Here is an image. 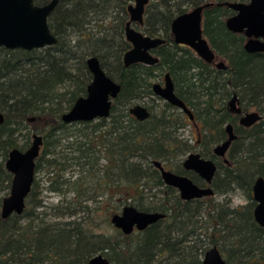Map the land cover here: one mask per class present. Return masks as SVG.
<instances>
[{
    "label": "trees",
    "instance_id": "obj_1",
    "mask_svg": "<svg viewBox=\"0 0 264 264\" xmlns=\"http://www.w3.org/2000/svg\"><path fill=\"white\" fill-rule=\"evenodd\" d=\"M49 1L35 0L40 5ZM132 1L60 0L49 17L56 44L33 50L0 47V111L6 117L0 127V191L12 184L13 174L5 165L10 150H24L30 143L28 138L19 146L16 134L35 117L34 121L43 123L40 131L44 137L36 172H46L50 191L66 192L71 180L65 172L71 167L79 166L89 174L100 171L110 178L114 170V181L117 177L127 181L114 185V197L121 192L119 207L160 211L166 218L137 232L138 236L118 229L114 236L95 234L85 226L86 221L78 219L23 227V217H37L28 206L42 205L35 177L23 214L4 219L0 210V264H88L99 252L112 264H203L202 254L214 245L225 252L226 264H264V226L255 220L253 198L256 178L264 177V53L247 52L245 35L227 28L225 20L234 11L226 5L205 10L204 33L228 63V70H219L189 46L175 43L171 33L173 19L194 6L248 0H150L140 27L148 35L163 36L167 43L155 50L159 64L126 67L123 57L131 44L125 38V25ZM91 56L98 57L106 73L121 84V92L113 100L108 118L67 124L62 115L87 94L92 80L87 64ZM165 72L173 77L177 95L194 109L202 131H207L199 144L204 156H213L212 144L225 138L224 124L234 121L227 106L233 93L239 94L243 109L255 107L263 114V120L251 128L236 127L240 137L228 153L230 165L220 160L213 182L215 194L228 193L234 187L244 189L248 203L232 207L229 201L215 202L213 195L208 196L206 224L199 218L206 197L182 200L173 187L164 184L154 165L155 160L164 163L192 152L194 145L176 134L181 125L192 124L188 116L183 112V116L174 117L170 109L175 106L167 101L159 108L154 102L149 105L151 115L143 121L130 112L138 100L154 99L152 78ZM76 124L83 125L78 128L79 135L63 144V138L72 136L68 128ZM104 158L107 164L99 168L98 162ZM170 167L184 172L181 162ZM188 175L199 180L193 172ZM144 179L167 188L161 204L144 202L140 188ZM3 198L0 196V209ZM74 204L72 208L73 200H67L64 208H54L71 217L81 202ZM202 235L208 239L205 250L201 249L205 243Z\"/></svg>",
    "mask_w": 264,
    "mask_h": 264
},
{
    "label": "water",
    "instance_id": "obj_2",
    "mask_svg": "<svg viewBox=\"0 0 264 264\" xmlns=\"http://www.w3.org/2000/svg\"><path fill=\"white\" fill-rule=\"evenodd\" d=\"M60 0H50L45 4H37L35 0H0V47L8 49L33 50L58 42L53 33L49 17ZM150 0H135L128 6L130 19L126 23L125 36L131 48L124 53L123 63L130 67L137 63L157 65L160 57L153 50L166 44L163 36L146 34L132 23L144 24L146 7ZM215 5H226L234 14L226 18L227 28L235 33H243L247 37L244 49L249 53H264V0L225 1L222 3L209 1L194 6L190 10L177 15L171 23L172 39L177 44L191 47L205 62L214 64L221 70L229 68L228 63L222 59L211 46L204 33L205 10ZM88 68L92 73V80L87 87V94L79 97L72 108L62 115L67 123L88 122L99 118H108L111 114L113 100L121 92V84L110 77L99 58L91 56L87 59ZM154 94L161 97L171 105L180 108L194 121L195 114L188 104L180 98L175 91V84L169 72L165 74L164 85L160 82L153 84ZM238 95L234 94L229 104L234 111L237 109ZM138 120H146L151 111L144 104L138 103L130 108ZM35 117H31L33 121ZM261 119L258 111L245 114L241 124L250 126ZM4 112L0 111V127L5 123ZM229 137L215 147V153L225 156L233 140L238 136L233 125H227ZM44 137L34 133L30 146L22 150L15 147L10 150L6 160V168L13 174L10 194L5 196L1 206V216L6 219L13 214H23L27 207V198L32 191L36 177L37 158L41 154ZM229 162L228 159H225ZM154 165L160 170L163 181L179 190L183 200L203 198L215 194L212 186L217 171V164L210 158H204L199 152H191L184 159L186 169L198 173L209 186H200L188 175L167 169L160 160ZM253 198L256 200L254 217L257 223L264 226V177L259 176L253 185ZM166 213L160 211L140 210L134 205H127L121 213L111 216V223L122 230L126 235L134 229L144 230L148 226L164 218ZM226 259L218 246H211L205 253L203 264H226ZM88 264H111L110 259L102 252L93 255Z\"/></svg>",
    "mask_w": 264,
    "mask_h": 264
},
{
    "label": "rangeland",
    "instance_id": "obj_3",
    "mask_svg": "<svg viewBox=\"0 0 264 264\" xmlns=\"http://www.w3.org/2000/svg\"><path fill=\"white\" fill-rule=\"evenodd\" d=\"M131 3H135V0H133ZM191 9V8H190ZM136 25V24H135ZM163 72V71H162ZM163 76H158L155 78H152V82H162ZM66 88H69V84H66L64 86ZM154 96V95H153ZM229 100V99H228ZM156 103L157 107L163 105L164 100L162 98H158L157 96H154V99L149 100V98H145L142 100H138L136 103H141L146 106L151 105L152 103ZM248 110H256L255 107H249ZM170 113L174 115V117H181L183 116V111L178 108L174 107L170 109ZM186 117L187 115L184 114ZM82 124H76L71 125L67 132L71 133L72 136L69 138H63V144H66L68 142V139L73 140L75 139V136L78 134V128L82 127ZM43 127V123L41 121H28L27 125L25 127H22L16 134L17 142L19 146H23L25 143H27L28 138H30V143L26 147L28 148L33 140L34 133H40L43 134L40 130ZM35 128H39V130H35ZM203 133V131H201ZM205 132V130H204ZM177 136L184 138L188 140L192 145H194L192 151H198L199 148L196 146V139L198 137V133L196 130V127L193 124H185L181 125L176 129ZM25 148V149H26ZM43 150V149H42ZM58 151V149H56ZM188 154L185 155H179L177 158H172L171 161L164 162L165 166L167 168H171L170 165H177L178 163L183 161L185 157ZM107 164V160L100 159L98 162V167L103 168ZM119 171L117 170V173ZM65 177L71 180V183L67 185L66 192H52L48 189V185L50 184V178L46 174V172L40 171L36 172V179L38 181L37 190H39V198L42 200V205L37 208H32L31 205L28 206L29 210H33L35 212V219L33 218H27L23 217L21 219V225L23 227L28 226L30 223L33 224H43L45 223H55L60 221H67L70 219H78V220H84L86 222L85 226L88 227L90 232H93L95 234H104V235H112L117 231V228L111 223V216L114 213H121L123 210V206L118 205V198L121 195V192L115 194L114 197V185L119 184L120 182L122 184H127V181L123 178H120V180L117 179L114 181V170H113V176L110 178L108 176H105L100 171H97L95 174H89V172L82 171L81 167L75 166L71 167L65 172ZM118 180V181H117ZM144 179V181L141 182L140 188L144 190L143 196H144V202L146 204H161L162 201H164L165 196H167V188L163 185L160 186H154L152 180ZM149 182L150 186H146L145 183ZM118 187V186H116ZM117 189V188H116ZM10 189H6L4 191H0V196H7L10 194ZM113 195V196H112ZM213 200L215 202H225L229 201V204L232 207H239L242 205H245L248 203V195L245 192L244 189L240 187H234L233 190L229 191L228 193H216L212 196ZM73 200L72 208H74L76 205L74 202H81V204L76 207L77 213L74 216L69 217L68 215H60L54 208L55 206H59L64 208L66 205V201ZM131 200V199H129ZM132 201V200H131ZM89 206V209L83 208V206ZM204 209L201 213V216L199 217L201 222L203 224H206V220L208 218L207 208H208V198L206 197L204 199ZM115 208H117L116 211ZM1 210V209H0ZM135 236H138V233H135ZM203 237V248L209 246L207 244L208 239L206 235H202ZM224 245H227L223 243ZM211 247V246H210ZM206 248V251L210 248ZM205 250V249H204ZM206 251L202 254L204 257ZM224 255L225 252L222 251Z\"/></svg>",
    "mask_w": 264,
    "mask_h": 264
},
{
    "label": "flooded vegetation",
    "instance_id": "obj_4",
    "mask_svg": "<svg viewBox=\"0 0 264 264\" xmlns=\"http://www.w3.org/2000/svg\"><path fill=\"white\" fill-rule=\"evenodd\" d=\"M128 13H129V11H128ZM129 19H130V13H129ZM128 19V20H129ZM128 20H127V22H128ZM126 22V23H127ZM136 24V25H135ZM132 25L134 26V27H136V28H139V29H141V27L140 26H142L143 24H140V23H137V22H135V23H132ZM125 27H126V25H125ZM142 30V29H141ZM243 34V33H242ZM245 35V34H244ZM246 37V36H245ZM125 38H126V36H125ZM127 40V39H126ZM246 40H247V37H246V39H245V42H246ZM129 42V41H128ZM130 43V42H129ZM181 45H183V44H181ZM187 46V45H186ZM131 48V47H130ZM129 48V49H130ZM191 48V47H190ZM157 49V48H156ZM155 49V50H156ZM155 50H153L154 51V53H155ZM196 53V52H195ZM156 54V53H155ZM214 65V64H213ZM215 66V65H214ZM216 67V66H215ZM217 68V67H216ZM219 69V68H218ZM219 70H221V69H219ZM228 70V69H227ZM167 72H165L164 73V75H163V81L162 82H160L161 84H163L164 85V82H165V74H166ZM172 79H173V77H172ZM173 82H174V80H173ZM156 83V82H155ZM154 84V83H153ZM175 84V83H174ZM175 91H176V86H175ZM154 92V91H153ZM234 94H237L238 95V100L236 101V106H237V109H239L240 111H234V110H232L231 109V106H230V104H229V102H230V100L232 99V97H233V95ZM154 96H157L156 94H154ZM153 96V97H154ZM157 97H159V96H157ZM159 98H161V97H159ZM164 100V99H163ZM165 101V100H164ZM227 106H228V109H229V111L234 115V121H227L225 124H224V130H225V134H226V136H225V138L224 139H222V140H220V141H218V142H216V143H214V144H212V153H213V156H204V155H202V153H201V148H200V146H199V144H200V142H201V138H202V134L203 133H206L207 131L205 130V132L203 131V133L201 132L202 131V124H201V122H199L198 120H197V118H196V113H195V111H194V109H192L193 110V112H194V114H195V120L194 121H192L189 117V119H190V121L192 122V124L196 127V130H197V133H198V137H197V139H196V146L199 148V150L198 151H192V152H199L201 155H202V157H204V158H210V159H212V160H214L215 162H216V164H217V166H218V168H217V171H216V174H217V172H218V170H219V161L221 160L224 164H227V165H230V160H229V158H228V153H229V151H230V149H231V147H232V145H233V143L236 141V140H238L239 139V137H240V135L238 134V132H237V129H236V127L237 126H242V127H244V128H251V127H253L254 125H256V124H258V123H260L262 120H263V114L258 110V109H256V110H248V109H243V107L241 106V100H240V96H239V94L237 93V92H235V93H233L232 94V96L229 98V100H227ZM146 106V105H145ZM148 107V106H147ZM149 109V108H148ZM253 111H258L260 114H261V119L260 120H258L257 122H255L254 124H252V125H250V126H246V125H244V124H241V122H240V119L245 115V114H247V113H249V112H253ZM186 114V113H185ZM187 115V114H186ZM188 116V115H187ZM31 118V117H30ZM30 118L28 119L29 121H30ZM35 120V119H34ZM33 120V121H34ZM229 123H231L232 125H233V129H234V132L237 134V138L235 139V140H233L232 141V143H231V145H230V147H229V149L227 150V152H226V155L225 156H219V155H217L216 153H215V147L217 146V145H219V144H221V143H223L228 137H229V134H228V132H227V125L229 124ZM27 149V148H26ZM25 150V149H24ZM191 153V152H190ZM189 154V153H188ZM186 158V157H185ZM225 159H228L229 160V162H227ZM183 162H184V160L182 161L181 160V163H182V167H183V169H184V172H182V173H180V174H183V175H188V173L189 172H193V173H195L197 176H198V178H199V180L198 181H195L190 175H188L190 178H192L198 185H200V186H209L208 184H207V182L198 174V173H196L195 171H193V170H189V169H186L185 167H184V165H183ZM164 164V163H163ZM165 165V164H164ZM166 167V166H165ZM167 168V167H166ZM167 169H171V170H173V171H175L174 169H172V168H167ZM176 172V171H175ZM177 173H179V172H177ZM216 174H215V176H216ZM215 176H214V179H215ZM258 178V177H257ZM256 178V179H257ZM214 179H213V182H214ZM166 186H169V185H167L166 183H164ZM212 186H213V183H212ZM171 187H173V186H171ZM178 193H179V190L177 189V188H175V187H173ZM179 195H180V193H179ZM181 197V196H180ZM208 197V196H207ZM204 198V197H203ZM182 199V198H181ZM197 199V198H196ZM183 200V199H182ZM255 200V199H254ZM256 201V200H255ZM166 216H167V214H166ZM166 216L164 217V218H166ZM164 218H162V219H164ZM118 230H120L121 232H122V230L121 229H119V228H117ZM145 230V229H144ZM144 230H138V229H134V231L132 232V233H130V234H135V233H137V232H142V231H144ZM123 233V232H122ZM124 234V233H123ZM130 234H128V235H130ZM111 261V260H110ZM111 264H112V262H111Z\"/></svg>",
    "mask_w": 264,
    "mask_h": 264
}]
</instances>
